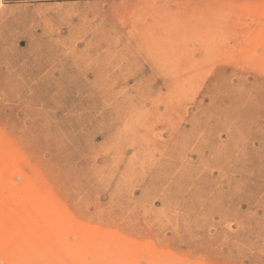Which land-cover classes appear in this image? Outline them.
Instances as JSON below:
<instances>
[{
    "label": "rangeland",
    "instance_id": "obj_1",
    "mask_svg": "<svg viewBox=\"0 0 264 264\" xmlns=\"http://www.w3.org/2000/svg\"><path fill=\"white\" fill-rule=\"evenodd\" d=\"M0 264H264V0H0Z\"/></svg>",
    "mask_w": 264,
    "mask_h": 264
},
{
    "label": "crops",
    "instance_id": "obj_2",
    "mask_svg": "<svg viewBox=\"0 0 264 264\" xmlns=\"http://www.w3.org/2000/svg\"><path fill=\"white\" fill-rule=\"evenodd\" d=\"M52 1H56V0H1V2L5 4H39V3H46ZM60 1H66V0H60Z\"/></svg>",
    "mask_w": 264,
    "mask_h": 264
}]
</instances>
